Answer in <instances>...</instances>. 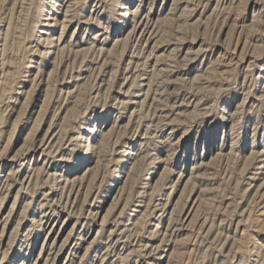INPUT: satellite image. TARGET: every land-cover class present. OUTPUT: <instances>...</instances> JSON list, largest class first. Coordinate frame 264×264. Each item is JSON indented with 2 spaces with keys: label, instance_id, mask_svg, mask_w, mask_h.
Returning <instances> with one entry per match:
<instances>
[{
  "label": "rangeland",
  "instance_id": "374dc122",
  "mask_svg": "<svg viewBox=\"0 0 264 264\" xmlns=\"http://www.w3.org/2000/svg\"><path fill=\"white\" fill-rule=\"evenodd\" d=\"M0 264H264V0H0Z\"/></svg>",
  "mask_w": 264,
  "mask_h": 264
}]
</instances>
